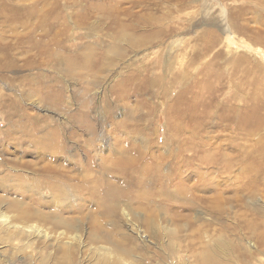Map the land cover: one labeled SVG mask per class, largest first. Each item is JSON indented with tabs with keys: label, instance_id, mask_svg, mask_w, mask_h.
Returning a JSON list of instances; mask_svg holds the SVG:
<instances>
[{
	"label": "rangeland",
	"instance_id": "obj_1",
	"mask_svg": "<svg viewBox=\"0 0 264 264\" xmlns=\"http://www.w3.org/2000/svg\"><path fill=\"white\" fill-rule=\"evenodd\" d=\"M0 46V264H264V0H0Z\"/></svg>",
	"mask_w": 264,
	"mask_h": 264
},
{
	"label": "bare ground",
	"instance_id": "obj_2",
	"mask_svg": "<svg viewBox=\"0 0 264 264\" xmlns=\"http://www.w3.org/2000/svg\"><path fill=\"white\" fill-rule=\"evenodd\" d=\"M2 15V14H1ZM1 17H3V15L1 16ZM17 24V25H16ZM18 24H20V22H19V19L18 20H16V21H14V24H12V28H15V27H18ZM122 37V36H121ZM142 39V38H141ZM132 41V42H134L135 40H133L132 39V37L130 38V39H128V41ZM146 46V45H145ZM9 47V46H8ZM8 48H6L5 46H0V51L2 52V53H9L8 52ZM107 59V58H106ZM85 62V61H84ZM105 64V63H104ZM61 65V64H60ZM59 65V66H60ZM104 68V67H103ZM167 69V68H166ZM69 70L70 71H72L70 68H69ZM168 70V69H167ZM65 72H67L66 74L68 75V70L67 71H65ZM140 73V72H139ZM166 74V73H165ZM147 78V77H146ZM163 78V77H162ZM166 79V78H165ZM154 80V79H153ZM158 80V79H157ZM163 80V79H162ZM147 82V84H148V86L146 87V88H144V91L145 90H148L149 89V87H152V86H150V81H146ZM153 84H154V82H153ZM152 84V85H153ZM165 84V83H164ZM36 90H38V91H36ZM142 91V90H141ZM39 93V97L41 98V100H45V102L46 103H51V102H53L54 100H55V98H53L52 97V95H54V94H51V96H45L44 95V93L43 92H41L40 91V87H39V89H36V88H32L31 89V91L29 92L30 93V95L31 94H35V93ZM168 92V91H167ZM171 92V91H170ZM54 93V92H53ZM172 93V92H171ZM46 94H48V93H46ZM141 94H142V92H141ZM115 99V98H114ZM121 100V99H120ZM118 101V100H117ZM2 106V105H1ZM139 113V112H138ZM138 116V115H137ZM139 117L141 118V119H146L147 118V115L145 114V115H143V113H140V115H139ZM8 122H9V126H8V128H9V131H14V130H16V131H18V132H20L21 130L20 129H22V128H24V127H22V124H21V120L19 119V118H12V117H8ZM17 124L18 125V128L16 127H14V124ZM87 124V123H86ZM24 126H25V129H27L26 128V125L24 124ZM125 129H126V132H128V133H131V132H133V128L132 127H130V126H128V127H125ZM89 130V129H88ZM8 131V132H9ZM92 131H93V129H92ZM140 131H141V128H140ZM192 132H194L195 133V131L193 130ZM193 133V134H194ZM200 133V132H199ZM198 133V134H199ZM195 135H197V134H195ZM51 138V137H50ZM53 138V137H52ZM46 139V138H45ZM53 142H54V140H52ZM42 142V141H41ZM57 142V141H56ZM43 143V144H42ZM42 143H40V144H42L43 146L44 145H48V147H49V145H51V141H50V139H48V140H44ZM63 144V143H62ZM53 145H54V143H53ZM59 146H60V148L62 149V145L61 144H58ZM60 150V149H59ZM121 152V151H120ZM130 153V152H129ZM128 153H126L125 151L124 152H121V158L119 159V160H117V163H115L112 167H111V169L110 168H108V167H106V166H104V163H103V167H104V171H111V172H113V174H119V175H122L123 176V179H124V184H125V186H132V187H134V188H137V189H144V188H146L147 189V187H148V185L150 186L151 184H153V182L154 181H156V183H155V185H160V186H162L163 188L161 189V190H163L164 189V186H165V183L162 181V178L160 177V175H158V173H159V169H160V166L162 165V163H160V164H158V162H156V163H153V164H155V167H154V173H152L151 172V167H149V164H144V163H141V161H144V154L142 153V152H139L137 149H134V151H133V153H131L132 154V157L131 156H129V154L127 155ZM146 157V156H145ZM177 165V164H176ZM153 168V167H152ZM155 171H157L158 173H156ZM45 176H47L46 178H47V180L45 181L47 184H50L51 186H53L54 185V182H51L52 181V176H51V173L49 172V170L47 171V174L45 175ZM23 177V176H22ZM21 177V178H22ZM55 178V177H54ZM54 180H56V179H54ZM20 181H22V180H20ZM26 181H27V179H26ZM32 181V180H31ZM91 181V180H90ZM90 181H87V180H85L83 183H81V185H80V187L81 186H86V183H90ZM22 182H24V181H22ZM167 183V182H166ZM91 184V183H90ZM167 184H169V183H167ZM41 185V184H40ZM106 187H113V186H111V185H106ZM106 190L105 191H99L98 190V192H99V194H97L100 198H102V199H104V200H108V199H110V200H112V203L110 202V203H108V204H105L104 206V212L106 213V214H108V213H111L112 211H114V212H116V207H115V205H117V200H119V199H122V198H125L126 197V193H124V191L122 190V191H120V192H122V193H119V195H117L116 196V194H115V188L113 187L112 189H110V188H105ZM65 191V190H64ZM63 191V189H62V193L60 194V199H65L66 197H67V192H64ZM66 191H67V189H66ZM69 191V190H68ZM128 191V190H127ZM69 194H70V192H68V196H69ZM129 195V194H128ZM127 195V196H128ZM28 220V219H27ZM213 264H216V263H213Z\"/></svg>",
	"mask_w": 264,
	"mask_h": 264
}]
</instances>
